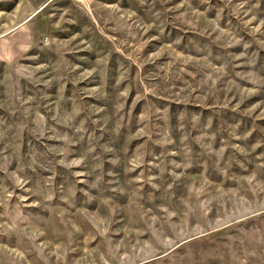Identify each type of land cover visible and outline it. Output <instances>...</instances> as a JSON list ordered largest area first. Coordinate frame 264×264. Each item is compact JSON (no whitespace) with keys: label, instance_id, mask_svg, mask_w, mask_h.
<instances>
[{"label":"rangeland","instance_id":"1","mask_svg":"<svg viewBox=\"0 0 264 264\" xmlns=\"http://www.w3.org/2000/svg\"><path fill=\"white\" fill-rule=\"evenodd\" d=\"M19 3L0 264H264V0Z\"/></svg>","mask_w":264,"mask_h":264},{"label":"crops","instance_id":"2","mask_svg":"<svg viewBox=\"0 0 264 264\" xmlns=\"http://www.w3.org/2000/svg\"><path fill=\"white\" fill-rule=\"evenodd\" d=\"M31 7L19 0H0V63H13L24 58L33 45L35 27Z\"/></svg>","mask_w":264,"mask_h":264}]
</instances>
